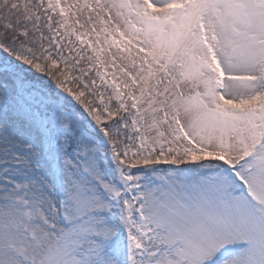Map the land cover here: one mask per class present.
<instances>
[{
    "label": "snow or ice",
    "instance_id": "1",
    "mask_svg": "<svg viewBox=\"0 0 264 264\" xmlns=\"http://www.w3.org/2000/svg\"><path fill=\"white\" fill-rule=\"evenodd\" d=\"M0 264H264V0H0Z\"/></svg>",
    "mask_w": 264,
    "mask_h": 264
}]
</instances>
